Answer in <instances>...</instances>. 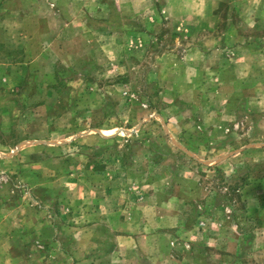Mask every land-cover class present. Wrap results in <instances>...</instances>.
I'll list each match as a JSON object with an SVG mask.
<instances>
[{
  "label": "rangeland",
  "instance_id": "1",
  "mask_svg": "<svg viewBox=\"0 0 264 264\" xmlns=\"http://www.w3.org/2000/svg\"><path fill=\"white\" fill-rule=\"evenodd\" d=\"M0 264H264V0H0Z\"/></svg>",
  "mask_w": 264,
  "mask_h": 264
}]
</instances>
